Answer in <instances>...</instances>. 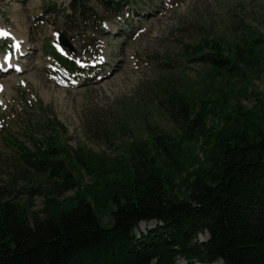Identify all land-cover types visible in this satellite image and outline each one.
<instances>
[{
    "label": "trees",
    "instance_id": "obj_1",
    "mask_svg": "<svg viewBox=\"0 0 264 264\" xmlns=\"http://www.w3.org/2000/svg\"><path fill=\"white\" fill-rule=\"evenodd\" d=\"M97 1L119 16L135 0ZM88 5L70 0L62 8L68 27L97 17ZM55 7L51 1L44 10ZM210 43L182 50L187 61L210 69L207 88L196 96L182 92L179 83L164 89L166 110L180 122L181 133L154 136L161 156L184 173L185 196L174 192L175 184L144 143L133 145L125 162L115 159L103 169L102 155L74 151L75 156L59 146L57 136L45 138L44 150L18 142L25 163L47 172L48 185L35 188L25 202L0 186V264H264V103L245 108L233 83L236 77V83H249L247 69L261 63L264 35L248 28L226 47L218 40ZM51 55L63 69L76 70L72 58L55 49ZM198 141L203 159L192 158L187 169L179 161L187 158L181 144ZM72 163L94 174L91 182L82 186L71 175ZM69 190L75 194L67 197ZM35 194L43 199L36 211ZM109 202L113 209L104 226L99 212ZM150 221L154 227L138 229Z\"/></svg>",
    "mask_w": 264,
    "mask_h": 264
},
{
    "label": "rangeland",
    "instance_id": "obj_2",
    "mask_svg": "<svg viewBox=\"0 0 264 264\" xmlns=\"http://www.w3.org/2000/svg\"><path fill=\"white\" fill-rule=\"evenodd\" d=\"M51 1L56 2L54 11H45L44 6ZM69 2L0 0V28L3 25L7 31L23 33L30 44L16 58V40L9 35L0 39V60L10 58V54L15 58L13 62L18 59L21 64L12 63L2 73L4 63L0 62V82L17 79L10 89L2 88L0 83V186L25 202L35 188L48 185L47 172L28 166L17 143L31 151L35 145L44 150L45 138L52 135L70 153L102 155L103 165L98 166L103 169L104 165H113L115 159L125 162L131 147L144 143L148 155L157 156L169 183L175 184L174 192L185 196V185L181 184L184 173L176 165L171 168L154 138L161 134L177 137L182 131L180 122L166 110L164 89L179 83L182 92L196 96L207 88L210 69L187 61L183 48L197 44L208 47L210 40L226 47L227 41L248 28L264 35V0H135L119 16L106 12L97 0H88L97 17L91 15L77 29L64 22L62 8H67ZM60 33L75 49L70 55L58 42ZM54 49L72 58L76 70L70 73L53 61ZM15 66L20 70L16 71ZM247 75L249 83H236L238 77L233 83L241 104L254 109L264 103V49L261 63L247 69ZM222 76L217 75L219 79ZM181 150L187 158L179 161L187 169L192 158L203 159L200 141L184 142ZM72 165L71 175L82 186L91 182L94 174ZM74 191H67L65 196H72ZM33 201L32 210L42 208L40 195H33ZM105 207L99 212L104 226L110 220L113 204L109 202ZM154 226L153 221L141 222L138 229L145 231ZM200 238L204 240L205 235ZM177 264L189 263L180 260Z\"/></svg>",
    "mask_w": 264,
    "mask_h": 264
},
{
    "label": "bare ground",
    "instance_id": "obj_3",
    "mask_svg": "<svg viewBox=\"0 0 264 264\" xmlns=\"http://www.w3.org/2000/svg\"><path fill=\"white\" fill-rule=\"evenodd\" d=\"M1 29H4V31L8 32L10 34L9 36L12 37L13 41L16 40L15 41L16 42V45H19V47H18V49H16L15 55H16V58H18V56L20 58V56H22V54H20L19 51L24 52L22 49L27 50L28 47H30V44L27 41V36L24 35L23 33H15L12 30L7 31L3 27V25H2V28ZM8 56L10 58H8V59L1 58V60H0V62H3L4 63V64L1 63V65H2L1 72L2 73L5 72V71H7L9 65H11L12 63H14L13 66L14 65H18V63L20 64V60L16 59L13 62L12 60H14L15 58H13L10 54ZM19 66H21V64ZM12 75H14V74H12ZM15 80H17V79H15V78L4 79L3 81L0 82L1 83V87L2 88L10 89V85L13 84ZM213 264H215V263H213Z\"/></svg>",
    "mask_w": 264,
    "mask_h": 264
},
{
    "label": "water",
    "instance_id": "obj_4",
    "mask_svg": "<svg viewBox=\"0 0 264 264\" xmlns=\"http://www.w3.org/2000/svg\"><path fill=\"white\" fill-rule=\"evenodd\" d=\"M59 43H60L63 47H65V48L71 50L72 52L75 51L74 47L70 44L68 38H67V37L65 36V34H63V33H60V36H59Z\"/></svg>",
    "mask_w": 264,
    "mask_h": 264
},
{
    "label": "snow or ice",
    "instance_id": "obj_5",
    "mask_svg": "<svg viewBox=\"0 0 264 264\" xmlns=\"http://www.w3.org/2000/svg\"><path fill=\"white\" fill-rule=\"evenodd\" d=\"M8 35H10L8 32L0 29V37H6ZM16 47H19V45H17ZM5 58H7V57H5Z\"/></svg>",
    "mask_w": 264,
    "mask_h": 264
}]
</instances>
